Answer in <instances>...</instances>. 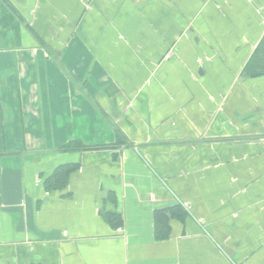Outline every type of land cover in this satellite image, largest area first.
<instances>
[{"label":"crops","instance_id":"0c3cea01","mask_svg":"<svg viewBox=\"0 0 264 264\" xmlns=\"http://www.w3.org/2000/svg\"><path fill=\"white\" fill-rule=\"evenodd\" d=\"M0 264H264V0H0Z\"/></svg>","mask_w":264,"mask_h":264}]
</instances>
